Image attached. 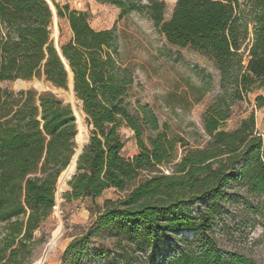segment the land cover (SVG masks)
<instances>
[{
  "label": "trees",
  "instance_id": "obj_1",
  "mask_svg": "<svg viewBox=\"0 0 264 264\" xmlns=\"http://www.w3.org/2000/svg\"><path fill=\"white\" fill-rule=\"evenodd\" d=\"M104 1L124 13L147 15L172 45L209 55L224 91L203 114L206 145L186 149L177 161L184 140L168 135V126L149 104L132 108L127 101L134 79L118 62L113 29H95L87 12L56 3L58 19L67 20L72 32L58 49L54 26L51 30L54 13L46 0H0V81L38 77L55 85L35 80L44 86L67 88L66 61L75 99L92 127L64 197L95 199L110 188L126 193L98 208L92 228L68 245L66 263L85 264L91 238L108 231L117 234L122 256L116 259L125 264L132 258L140 262L131 241L137 232L140 244L151 246L149 264H258L239 252L222 256L211 229L231 180L243 179L251 193L264 195V135L256 132L254 112L233 130L223 127L233 104L264 86V0H177L168 20L163 0ZM250 23L254 37L249 44ZM257 100L264 105L263 96ZM124 124L135 132L140 148L133 157L122 154L119 128ZM145 131L153 132L149 145ZM78 133L71 103L50 91L0 87V264H29L34 232L56 204L58 177L78 148ZM168 165L171 173L159 169ZM210 198L211 205L192 215L189 202ZM183 232L198 235L201 246H181L173 258H159L163 243Z\"/></svg>",
  "mask_w": 264,
  "mask_h": 264
},
{
  "label": "rangeland",
  "instance_id": "obj_2",
  "mask_svg": "<svg viewBox=\"0 0 264 264\" xmlns=\"http://www.w3.org/2000/svg\"><path fill=\"white\" fill-rule=\"evenodd\" d=\"M48 1L53 8H56L55 4L58 3L62 6L69 5L71 9L87 12L90 23L95 29L115 31L118 38V62L123 69L131 73L134 79L127 101L132 108L137 103L149 104L160 123L162 125L166 123L168 126V135L184 140L186 145H178L177 161L181 159L186 149L206 145L209 135L204 128L203 114L224 91L221 84V72L209 55L192 47L172 45L147 15L135 10L124 13L119 5L112 2L104 0ZM132 1L134 3L148 2V0ZM163 1L166 3L165 18L168 20L173 14L177 0ZM53 26L55 27L52 33L54 41L56 39L67 41L71 37L72 32L67 20L53 18L51 30ZM253 37L254 25L250 23L247 41L249 44ZM248 53L245 54L244 64L248 63ZM36 79L49 83L45 78L33 77L32 79L3 80L0 81V87L14 91L27 89H35L39 92L50 91L65 103H72L69 86L53 88L46 83L44 86L43 83L35 81ZM258 96L264 97V86H255L252 90L245 92L244 98L236 101L231 107V116L225 121L223 127L226 130H233L240 125L242 119L254 112L256 132L264 135V105L258 106ZM77 106L81 108L78 101ZM83 115L87 138L79 140L81 128L80 121L77 119L78 148L88 142L92 129L86 121L84 112ZM119 132L125 140L122 154L125 157H133L140 150L135 132L125 124L119 128ZM150 135H153V132H144L143 137L148 145ZM159 169L166 174L172 171L169 165ZM144 177L143 174L133 184H138ZM70 179L61 190L57 181L56 204L50 215L34 232L29 264H67L64 254L68 245L75 237L83 236L92 228L98 215V208L103 207L106 200H116L126 194L110 188L95 199L85 197L67 200L64 193L70 189ZM58 191L60 192L59 200ZM212 201L213 198L198 199L189 202L187 207L192 215L198 216L199 209L208 207ZM219 203L221 214L215 217L211 234L218 241L221 255L228 257L231 253L239 252L254 259L258 264H264V195L251 193L248 183L243 179L231 180L222 192ZM60 221L64 224L62 235L58 243L49 249L53 231ZM123 234L124 239L128 240L129 235ZM134 237L131 241L135 248V256L140 262L132 258V264H149L147 255L151 246L140 244L137 238L138 232L134 233ZM116 240V233L102 231L95 234L84 253V263L125 264L123 259H116L122 256L121 248L116 245ZM201 244V238L198 235L183 232L178 237L164 242L158 256L162 259L173 258L178 254L181 246L192 245L198 248Z\"/></svg>",
  "mask_w": 264,
  "mask_h": 264
},
{
  "label": "bare ground",
  "instance_id": "obj_3",
  "mask_svg": "<svg viewBox=\"0 0 264 264\" xmlns=\"http://www.w3.org/2000/svg\"><path fill=\"white\" fill-rule=\"evenodd\" d=\"M70 97L72 100V104H73V107L75 110L76 117L80 121L79 124H80V128H81V133L78 135V138L80 141H81V139L85 140L87 138V135L85 134V131H84L85 128L83 125V116L84 115H83V111L81 110V108H79L77 106V101L75 99V94H74V91L72 90V87H70ZM79 151H80V148L77 149V152H79ZM76 167H77V153L72 158L70 164L62 171V173L59 177L60 190L66 186L67 181L69 180V178L72 175V173L74 172V170H76ZM57 198H58V200L60 199V192L59 191L57 192ZM63 229H64V224L62 221H60L58 223L57 227L55 228V230L53 231L52 239H51V241L49 243V247H48L49 249L51 247H53L56 243H58V241L62 235Z\"/></svg>",
  "mask_w": 264,
  "mask_h": 264
},
{
  "label": "water",
  "instance_id": "obj_4",
  "mask_svg": "<svg viewBox=\"0 0 264 264\" xmlns=\"http://www.w3.org/2000/svg\"><path fill=\"white\" fill-rule=\"evenodd\" d=\"M49 4H50V6H51V8H52V10H53V13H54V19H57L58 18V16H57V10H56V8H53L52 7V4H51V2H49L48 0H46ZM54 6V5H53ZM55 44H56V46L58 47V49H59V41H58V39H56L55 40ZM64 59V58H63ZM65 63H66V66H67V68H68V70H69V78H68V80H69V86L70 87H72V90L74 91V84H73V72H72V70L70 69V66H69V64L65 61ZM50 84L51 85H53V86H55L54 84H52L51 82H50ZM71 105H72V108H73V111H74V113H75V110H74V107H73V104L71 103ZM81 107H82V103H81ZM82 110H83V107H82ZM84 112V111H83ZM75 116H76V114H75ZM76 121H77V117H76ZM77 124H78V121H77ZM78 132H79V128H78ZM78 135V134H77ZM76 139H77V136H76ZM83 147L84 146H82V147H80V151L79 152H77V149H76V152H75V154L77 153V159H78V156H79V154L82 152V149H83ZM74 154V155H75ZM74 155H73V157H74ZM72 157V158H73ZM72 160V159H71ZM76 170H77V168H76Z\"/></svg>",
  "mask_w": 264,
  "mask_h": 264
},
{
  "label": "crops",
  "instance_id": "obj_5",
  "mask_svg": "<svg viewBox=\"0 0 264 264\" xmlns=\"http://www.w3.org/2000/svg\"><path fill=\"white\" fill-rule=\"evenodd\" d=\"M34 78H36V77H34ZM18 80V79H17ZM50 83V82H49ZM57 87V86H56Z\"/></svg>",
  "mask_w": 264,
  "mask_h": 264
}]
</instances>
